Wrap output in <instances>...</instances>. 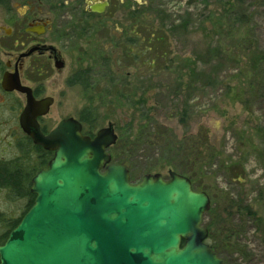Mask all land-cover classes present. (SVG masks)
Listing matches in <instances>:
<instances>
[{"label":"rangeland","instance_id":"obj_1","mask_svg":"<svg viewBox=\"0 0 264 264\" xmlns=\"http://www.w3.org/2000/svg\"><path fill=\"white\" fill-rule=\"evenodd\" d=\"M43 2L61 8L63 36L70 37L63 41L67 68L46 82L47 93L57 96L55 120L70 115L80 119L79 112L93 103L102 106L94 134L112 122L120 135L133 116L146 113L153 123L172 127L179 135L207 128L221 157L206 165L204 180L236 201L228 212L227 201L219 198L220 203L210 204L209 209L221 208L225 229L231 224L238 230L236 246L217 255L224 264H264V0H109L105 15L87 18L79 14L75 0ZM231 5L238 12L234 16L243 14L248 24L225 14ZM16 8L25 10L20 4ZM151 36L161 40L153 43ZM253 63H260L263 80L256 93L249 86ZM86 68L92 70V88L110 92L92 98L80 85H68L74 72ZM120 86L123 98L116 93ZM184 109L189 110L185 118ZM133 154L131 165H124L132 183L156 173L169 179L167 167L145 172L156 161L149 148ZM223 161L235 170H226ZM26 204L0 188L2 218L19 219ZM244 205L261 222L246 216L240 210ZM208 211L202 223L206 228ZM7 230L5 220L0 221V236Z\"/></svg>","mask_w":264,"mask_h":264},{"label":"water","instance_id":"obj_2","mask_svg":"<svg viewBox=\"0 0 264 264\" xmlns=\"http://www.w3.org/2000/svg\"><path fill=\"white\" fill-rule=\"evenodd\" d=\"M51 102L31 98L22 115L23 129L55 156L33 178L34 204L0 245V264H224L206 242V192L174 170L132 183L126 166L111 163L112 122L91 137L68 118L43 135L36 115Z\"/></svg>","mask_w":264,"mask_h":264},{"label":"flooded vegetation","instance_id":"obj_3","mask_svg":"<svg viewBox=\"0 0 264 264\" xmlns=\"http://www.w3.org/2000/svg\"><path fill=\"white\" fill-rule=\"evenodd\" d=\"M75 2L79 14L86 18L105 15L110 4L109 0ZM101 2L108 5L102 12L95 11V4ZM18 4L25 8L23 12H18ZM65 39L70 37L63 36L62 10L57 5L45 4L43 0H0V188L8 190L10 197L22 198L27 203L24 214L7 230L9 233L32 206L33 177L55 156L54 151L36 143L21 125L29 100L52 99L46 114L35 112L43 135L56 127L52 123L74 118L70 115L55 120L57 96L47 93V80L67 68ZM70 78L69 86L74 85Z\"/></svg>","mask_w":264,"mask_h":264},{"label":"trees","instance_id":"obj_4","mask_svg":"<svg viewBox=\"0 0 264 264\" xmlns=\"http://www.w3.org/2000/svg\"><path fill=\"white\" fill-rule=\"evenodd\" d=\"M234 5H231L229 9H225L224 12L232 20H235L240 25L248 24V20L246 17L241 14L238 17V12L235 10ZM225 16V15H223ZM238 20V21H236ZM152 37H149L151 42L155 43V41L161 40V38H157L155 41L152 40ZM130 40V39H129ZM155 62L152 60V63ZM254 64V63H253ZM260 63L254 64V77L250 82L249 86L252 91L255 93L257 89H259V85H263V80L261 79V68H259ZM107 72L109 71V66L106 65ZM92 70L90 68L80 69L72 75L70 78V82L74 85H80L84 90L91 91L93 93L92 98L95 96H100L105 94L106 92H110L106 90L104 87L101 88H92ZM258 77L260 80H258ZM261 81V82H260ZM111 84V83H110ZM113 83L110 85L112 87ZM118 85V84H117ZM114 86L113 88H116ZM258 87L257 89H255ZM121 86L116 89V93L120 92ZM117 93V94H118ZM119 96L123 98L125 96L124 93H119ZM144 99V98H143ZM146 100V99H144ZM93 102V101H92ZM145 102H142L143 105ZM144 106V105H143ZM102 106L87 105L79 112L80 121L85 126L84 132L91 136L94 135V130L99 125L100 119V109ZM186 110V112H185ZM182 117L185 118L188 115L189 110H183ZM148 112H151L149 109ZM150 113L143 114L138 118L133 116L131 125L126 129L121 128L119 139L115 146L111 148L112 161L118 164H130L133 162L134 151L138 152L144 148H149L154 152L153 159L155 158V162L151 163L147 166V173L152 171H159L160 169L170 168L174 171L187 176L192 181V185L194 189L199 191H206L211 199V204H215L220 201H227L225 210L228 212L229 209L236 207V201L227 194L222 195L218 191V187L213 182H207L206 177V165L209 164L210 167L214 165V162L221 157V153L219 152L218 147L212 143L209 138L208 129L205 127H200L197 132H191L188 134L179 135L172 127L167 125H163L160 123H153L152 117ZM150 158V157H149ZM223 166L226 170L233 168L232 164L226 163L223 161ZM232 171V172H233ZM237 176H234V178ZM239 180V178H237ZM15 188V187H14ZM222 196H225L224 198ZM34 195H31L30 205L33 204ZM220 203V202H219ZM246 216L249 218H253L258 222H261V217L257 215L255 211L252 210L248 205H244L241 209ZM209 217H211L210 223H208L207 228L209 230V236L207 239V243L214 249L218 255L221 253V249H226L231 246L235 247V236L238 234V230L234 225L230 224V228L225 229L222 226V215L223 212L221 208L215 209L211 207L208 211ZM206 216V215H205ZM230 217V213L228 215V219ZM4 220L0 214V221ZM220 220V221H219ZM18 220H8L6 221L8 225V229H11ZM224 225V224H223ZM10 231V230H9ZM9 231L4 235L0 236V244L4 242L6 237L9 234Z\"/></svg>","mask_w":264,"mask_h":264}]
</instances>
